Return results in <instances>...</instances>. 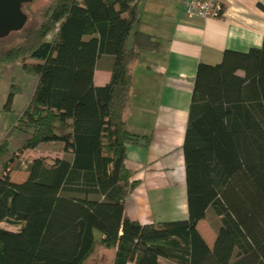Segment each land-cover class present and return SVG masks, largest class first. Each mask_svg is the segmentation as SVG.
I'll use <instances>...</instances> for the list:
<instances>
[{
    "label": "trees",
    "instance_id": "obj_1",
    "mask_svg": "<svg viewBox=\"0 0 264 264\" xmlns=\"http://www.w3.org/2000/svg\"><path fill=\"white\" fill-rule=\"evenodd\" d=\"M34 20L0 38V65L35 79L0 139V264H87L99 248L114 250L111 264H264V37L198 65L183 143L188 218L142 225L125 213L136 187L126 146L150 138L132 135L124 113L130 66L158 44L134 32L136 0H51ZM101 56L112 58L111 78L96 87ZM21 93L11 85L4 111ZM17 132L25 138L12 152ZM43 145L61 156L19 164ZM15 169L24 181L10 179ZM205 219L212 248L197 230Z\"/></svg>",
    "mask_w": 264,
    "mask_h": 264
},
{
    "label": "crops",
    "instance_id": "obj_2",
    "mask_svg": "<svg viewBox=\"0 0 264 264\" xmlns=\"http://www.w3.org/2000/svg\"><path fill=\"white\" fill-rule=\"evenodd\" d=\"M187 1L136 0L134 32L158 44L130 66L132 88L124 113L132 135L150 138L147 147L126 146L125 165L136 187L126 198L125 213L142 225L188 218L183 143L198 65H217L225 51L246 53L263 43L264 0H221L222 17L207 20L188 17ZM111 66L109 56L97 60L94 86L110 81ZM204 221L197 230L212 248L216 235L201 229Z\"/></svg>",
    "mask_w": 264,
    "mask_h": 264
},
{
    "label": "rangeland",
    "instance_id": "obj_3",
    "mask_svg": "<svg viewBox=\"0 0 264 264\" xmlns=\"http://www.w3.org/2000/svg\"><path fill=\"white\" fill-rule=\"evenodd\" d=\"M51 0H32V2L22 6V12L27 16V21L24 27L18 33H24L29 30L34 24L35 14L46 7ZM18 33H12L14 36ZM10 35V36H11ZM241 74V73H240ZM35 79L28 77L23 74L21 65L15 64H1L0 65V139L9 131L12 126L17 113L23 108L25 103L28 101L31 94V90L34 86ZM12 86H19L22 93L16 95L13 99L11 110L12 112L4 111V106ZM25 136L20 133H16L9 140V149L12 152L17 151L22 144ZM40 156L44 157H60L61 154L58 151L52 150L51 146L43 145L39 149L33 151H27L20 155L19 164L23 165L24 162L31 161L33 158ZM26 178V173L20 172L19 170H13L10 173V179L13 182H22ZM213 219H206L204 221L202 230H209L215 232ZM114 258V250H105L103 248L97 249L96 255L91 258L87 264H111Z\"/></svg>",
    "mask_w": 264,
    "mask_h": 264
},
{
    "label": "water",
    "instance_id": "obj_4",
    "mask_svg": "<svg viewBox=\"0 0 264 264\" xmlns=\"http://www.w3.org/2000/svg\"><path fill=\"white\" fill-rule=\"evenodd\" d=\"M30 2L32 0H0V38L24 27L27 16L22 12V6Z\"/></svg>",
    "mask_w": 264,
    "mask_h": 264
},
{
    "label": "built area",
    "instance_id": "obj_5",
    "mask_svg": "<svg viewBox=\"0 0 264 264\" xmlns=\"http://www.w3.org/2000/svg\"><path fill=\"white\" fill-rule=\"evenodd\" d=\"M221 0H188L185 14L202 20L220 19L223 15Z\"/></svg>",
    "mask_w": 264,
    "mask_h": 264
}]
</instances>
